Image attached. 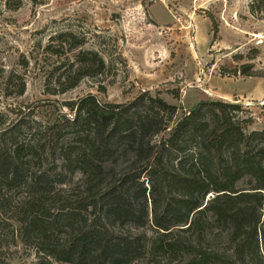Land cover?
<instances>
[{
	"label": "trees",
	"instance_id": "1",
	"mask_svg": "<svg viewBox=\"0 0 264 264\" xmlns=\"http://www.w3.org/2000/svg\"><path fill=\"white\" fill-rule=\"evenodd\" d=\"M52 40L46 50L58 58L66 43L79 49L57 76L59 92L105 72L98 52L80 49L85 38ZM241 73L264 78L249 64ZM65 106L73 117H49L29 142L25 118L0 131V264L9 235L36 247L39 264H264V130L241 126L232 113L242 104L207 97L180 112L144 91L126 103L89 94ZM120 154L126 161L106 164ZM45 159L61 161L54 176L36 166ZM246 175L251 188L239 186ZM220 241L225 249H214Z\"/></svg>",
	"mask_w": 264,
	"mask_h": 264
},
{
	"label": "rangeland",
	"instance_id": "2",
	"mask_svg": "<svg viewBox=\"0 0 264 264\" xmlns=\"http://www.w3.org/2000/svg\"><path fill=\"white\" fill-rule=\"evenodd\" d=\"M60 33L85 38L80 49L98 52L105 72L59 92L57 76L71 69L79 52L70 51L69 43L61 58L47 51ZM246 64L264 69V0H0V131L25 118L33 128L22 135L29 142L49 117H73L66 102L93 94L120 104L144 91L177 105L180 112L207 97L238 102L242 109L232 114L241 126L264 130V78L244 76ZM22 83L25 91L19 94ZM125 158L109 157L106 164ZM36 166L54 176L61 161L45 159ZM253 184L246 175L239 186ZM145 185L149 188L148 181ZM130 230L139 232L123 229ZM213 245L226 246L225 241ZM5 258L7 264H39L40 255L36 247L16 244L9 235ZM139 264L170 263L159 256L144 257Z\"/></svg>",
	"mask_w": 264,
	"mask_h": 264
}]
</instances>
